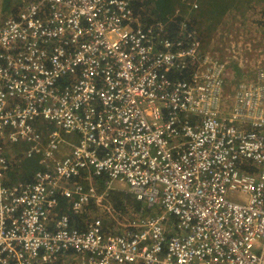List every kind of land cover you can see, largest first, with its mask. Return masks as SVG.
<instances>
[{
	"label": "built area",
	"instance_id": "2783aa9c",
	"mask_svg": "<svg viewBox=\"0 0 264 264\" xmlns=\"http://www.w3.org/2000/svg\"><path fill=\"white\" fill-rule=\"evenodd\" d=\"M134 1L16 0L0 25V264H264V64L227 104L202 26L172 37ZM7 141L45 166L33 182L1 183ZM98 176L144 204L124 230L60 212L80 217Z\"/></svg>",
	"mask_w": 264,
	"mask_h": 264
},
{
	"label": "rangeland",
	"instance_id": "374dc122",
	"mask_svg": "<svg viewBox=\"0 0 264 264\" xmlns=\"http://www.w3.org/2000/svg\"><path fill=\"white\" fill-rule=\"evenodd\" d=\"M149 1L155 8V2L153 0ZM162 1L165 2V0ZM166 3L171 4L172 1L167 0ZM195 3L197 4V2ZM189 4H192L191 7H193L192 9L189 8V13L197 14V7H194L195 4L187 2V8L190 7ZM179 6L180 4H177L176 7L171 4L170 7H175V9L178 8L179 10ZM17 10L18 4L16 0H0V25L6 20L10 13H14ZM260 10H262L261 13L255 14L252 16L253 18L249 20L243 18L244 16L240 19L236 13L232 12L226 13L221 17L218 16L219 19L212 21H207L205 15L199 16V18L202 19L203 36L206 41L205 48L213 54L219 55L223 60L228 61L226 91L224 92L226 103L231 100L233 96L234 83L237 82V79L241 80L243 77H249L253 72L252 68L254 69L258 61L264 64V0H262ZM236 67H241L242 71H240L239 68L238 73H244L240 75L242 78H240L239 75L236 76L234 72ZM74 142L75 138L72 135L64 136V142L61 144L59 155H66L71 150L69 144ZM21 145L22 144L18 145L16 150L17 159L15 162L24 158L22 153L24 148H22ZM9 150L13 151V147L10 146ZM89 184L95 185L99 194L104 192L95 200L90 201L85 207L84 213L78 218L82 220L100 218L111 230H124V225L129 223L137 214L129 211V213H131V217H129L115 209L113 197L109 191L113 192V190H118L120 192L119 197L121 201H126L127 198H132L127 185L122 182H113L110 188L105 190V188L102 189L95 183L94 178L90 179ZM90 210H94L95 214H90ZM80 261L81 259L77 255L64 254L57 256L46 264H80Z\"/></svg>",
	"mask_w": 264,
	"mask_h": 264
},
{
	"label": "trees",
	"instance_id": "16d2710c",
	"mask_svg": "<svg viewBox=\"0 0 264 264\" xmlns=\"http://www.w3.org/2000/svg\"><path fill=\"white\" fill-rule=\"evenodd\" d=\"M153 1L156 4L155 8L151 5V2L149 0H144L142 2L139 0L134 1L132 3L134 14L138 16V20L140 21V23L145 26L146 24L156 25L157 23H159L163 26V28L171 32L170 36L172 37L176 36L181 31L180 25L182 21L187 19L188 17L195 20L197 23H200V25L202 26V19L199 18V16L202 15H205L207 21H212L215 19H219L218 16L221 17L226 13L232 12L236 13L240 19L244 16L243 18H247L249 20L250 18H253L252 16L257 13H261L263 10H260L262 0H171V4H173V6L175 7L177 6V4H180L179 10L177 8L175 9V7L171 8V4L166 3L167 0H165V2H163L162 0ZM187 2H192L195 4V7H197V14L189 13V10L193 7H191L192 4H189L190 7L187 8ZM195 2H197V4ZM181 76L187 77L186 73ZM22 143L23 144L21 145V147L26 148L27 143ZM20 144L21 142L9 144L8 141L4 143L3 151L9 161L8 170L1 178V183H4V185L8 186L18 183H31L33 182L34 172L38 169L45 168V166L40 163L39 158L37 157L23 158L15 162V160L17 159L16 150L18 148V145ZM10 146L13 147V151L9 150ZM94 180L100 188H105L104 176H98L94 178ZM109 193L113 197L115 209H117L119 212H122L123 214H126L129 217H131V213H129V211L138 215L140 207L144 205L142 202L135 200L131 194L130 195L132 198H127L126 201H121V198L119 197L120 192L118 190H113V192L109 191ZM66 206V202L60 203V212H63L64 210L67 212V214L69 215L70 225L75 226L76 228L83 227L82 224H84V221L86 220L79 219L77 217L78 214L73 213ZM94 210H90L89 213L95 214ZM146 214L147 211H145L143 215ZM64 254L73 253L69 252L63 253L61 255Z\"/></svg>",
	"mask_w": 264,
	"mask_h": 264
}]
</instances>
